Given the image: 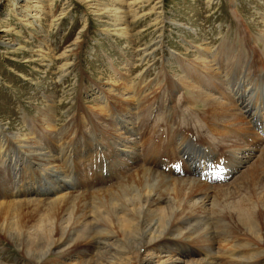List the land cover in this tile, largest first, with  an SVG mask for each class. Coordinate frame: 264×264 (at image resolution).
<instances>
[{
    "label": "bare ground",
    "instance_id": "6f19581e",
    "mask_svg": "<svg viewBox=\"0 0 264 264\" xmlns=\"http://www.w3.org/2000/svg\"><path fill=\"white\" fill-rule=\"evenodd\" d=\"M8 1L11 9L29 16L24 0ZM31 8L42 10L40 5ZM233 14L238 17L235 9ZM156 15L160 24L167 21L162 11ZM236 28L235 43L221 42L213 51L192 47V60L171 55L178 73L164 72L166 105L149 108L150 114L134 111L143 86L129 82L124 73L120 85L103 90L109 95L103 94L91 109L80 102L74 119L59 132L49 107L39 111L26 134L0 129V242L17 249L21 264H46L49 256L59 260L50 264L262 261L264 172L256 171L260 162L264 165V148L260 153L256 148L264 139V29L254 37L243 21ZM158 32L160 48L164 33ZM255 71L261 72L260 79L250 77ZM179 92L188 105L201 104L205 132L220 139L216 146L226 143L224 157L216 155L218 147L201 146L207 159L195 160L190 149L180 147L187 142L180 127L168 130L172 138L181 137L174 142L178 161L160 156L154 146L141 158L135 118L142 116L145 123L153 112L170 108ZM138 101L148 103L146 98ZM168 112L169 121L163 120L171 126L177 116ZM201 133L197 136L207 140ZM249 151L258 153L250 167ZM244 164L249 168L236 176ZM215 233L223 240H213Z\"/></svg>",
    "mask_w": 264,
    "mask_h": 264
},
{
    "label": "rangeland",
    "instance_id": "374dc122",
    "mask_svg": "<svg viewBox=\"0 0 264 264\" xmlns=\"http://www.w3.org/2000/svg\"><path fill=\"white\" fill-rule=\"evenodd\" d=\"M24 1L30 8L28 17L11 9L10 1L0 0V129L8 135L28 133L29 123L36 119L40 110H47L48 107L55 116L57 132L61 131L73 118L80 102L85 104L87 110L91 109L97 101H102L99 98L104 97L103 94L109 95V92L102 94L103 90L112 89L116 86L113 83L120 85V75L124 73L129 82L143 86L141 95L135 100L134 111L150 114L149 108H156L157 104L159 108L166 105V102L163 103L167 93L164 72L178 73L176 60L171 55L180 54L192 60L195 55L192 47L205 45L213 51L221 42L225 45L235 43V30L241 21L254 37H258L259 31L264 29V0ZM37 5L42 6V10L32 11L31 6ZM234 9L241 20L238 21V17L234 16ZM161 11L163 17L167 18L162 24L156 18V14ZM30 15H38V19ZM160 29L164 35L159 48ZM260 73L256 74L255 71L250 77L260 79ZM175 95L170 108L168 106L163 112H153L145 123L142 116L135 118L139 135L136 142L140 141L141 158H146L149 147L154 146L160 156L163 153L169 159L178 161L174 157V142H178L181 137L177 134L172 138L174 133L168 130L177 132L181 130H177L180 127V132L187 137L186 147H180L190 149L191 155L196 156L195 160L200 162L207 159L206 155L201 154V146H212V150L219 148L216 155L224 157L222 147L226 143L220 141L221 145L216 146L219 138L205 132L207 121H201L204 113L201 104L191 102L188 105L187 100L180 98L181 92ZM142 98H146L148 103L138 101ZM51 99L54 100L52 106L48 104ZM152 100L154 107L149 105ZM169 109L173 111L171 116H177L175 121L169 122L171 126L163 120L166 118L169 121L167 114L172 113L168 112ZM91 115L95 120L94 113ZM197 129L202 132L199 135L207 140L197 136L200 132ZM86 139L89 140L88 136ZM263 148L264 139L256 150L260 153ZM257 152L249 151L252 157L249 165L239 166L236 176L256 161ZM181 162L177 164L181 165ZM125 163L132 164L127 160ZM262 164L260 162L258 170H255L258 175L264 172ZM80 182H84V178ZM215 184L220 183L212 185ZM42 199L37 197L36 200ZM215 234L213 240L221 241V234ZM9 246L8 243L0 242V260L7 264H21L23 256ZM247 255L251 257L256 253ZM56 258L49 256L46 264L59 261ZM223 262L228 264L225 260L217 264ZM259 264H264V257Z\"/></svg>",
    "mask_w": 264,
    "mask_h": 264
}]
</instances>
